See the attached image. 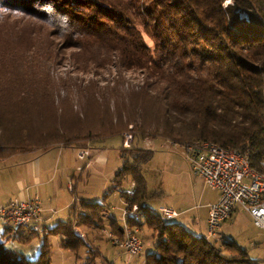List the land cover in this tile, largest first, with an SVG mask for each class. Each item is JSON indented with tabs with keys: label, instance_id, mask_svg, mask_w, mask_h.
Here are the masks:
<instances>
[{
	"label": "trees",
	"instance_id": "1",
	"mask_svg": "<svg viewBox=\"0 0 264 264\" xmlns=\"http://www.w3.org/2000/svg\"><path fill=\"white\" fill-rule=\"evenodd\" d=\"M63 64L89 79L54 76L51 67ZM45 119L53 126L36 134L34 122ZM126 132L133 144L213 142L263 171L264 0H0V159ZM151 157L124 148L106 193L134 183L121 196L138 207L139 219L125 223L138 227L142 247L155 239L144 264H260L231 238L207 239L149 211L143 170ZM105 209L74 202L48 234L76 251L75 226L104 229ZM108 226L123 238L124 225ZM49 251L43 243L32 260L0 243V264H50ZM90 253L87 264L100 255Z\"/></svg>",
	"mask_w": 264,
	"mask_h": 264
},
{
	"label": "rangeland",
	"instance_id": "2",
	"mask_svg": "<svg viewBox=\"0 0 264 264\" xmlns=\"http://www.w3.org/2000/svg\"><path fill=\"white\" fill-rule=\"evenodd\" d=\"M51 72L56 77L69 76L72 79H89V75L77 72L67 64L52 66ZM64 92L61 91V94L64 95ZM70 102L76 104L75 98H72ZM44 122L46 125L43 126L39 122H34L33 128L36 134L42 130V132H47L44 130L53 126V123L49 124L47 119ZM128 134L132 135V133L126 132L123 136L113 135L88 141L85 147L75 144L65 147L71 151H69L70 159L78 163L79 169L76 170L72 183L81 192V197L99 199V203H105L106 225L104 229H86L87 227L83 230L76 229L77 235L83 233V243H79L76 251H72L63 246L58 234H48L47 231V236H45L46 233L42 229L34 231L35 227H32V230H29L26 227H17L9 221L0 220V243L2 246L35 260L41 251L42 244L46 242L50 250V264H87L88 257L92 256L90 252L94 249H97L100 255H97L89 264H106L105 259L115 261V264H144V256L153 250L155 239L149 237L143 239L140 255L128 259L123 255L119 256L120 246L114 245L108 234L111 232L108 226L110 218H116L119 224L123 222L122 225L127 219L124 214L126 202L121 196V191L129 189L133 192L134 183L130 179H126L122 187L108 195L106 193L112 186L115 172L122 164L121 151L134 145L152 151V157L144 165L143 170L147 186L145 200L147 209L151 212H160L159 207L174 208L180 212V216L173 220L183 224L191 232L200 234L205 228V219L208 218L206 204L217 201L218 191L210 188L202 178L192 172L184 145L163 137L140 139L133 144L132 136V139L128 141L129 146H126L124 143ZM82 150H86L88 154L79 159L78 154ZM24 155L27 154H15L0 159V200L4 198L9 199L8 201L13 200L18 193L23 191V183L30 181L27 177L25 178V165L20 161ZM28 198H32V196ZM19 199L26 200L21 197ZM56 224L58 223L51 224V227ZM222 224L227 231L224 237L235 240L247 250L251 258L264 264V230L254 225L246 211L240 207L237 208L232 219L228 218ZM145 230L146 236H149L150 231ZM9 231L11 233H8ZM15 234L17 235L14 236ZM24 234L30 236L29 240L21 241L17 238ZM216 242L218 243L219 240Z\"/></svg>",
	"mask_w": 264,
	"mask_h": 264
},
{
	"label": "built area",
	"instance_id": "3",
	"mask_svg": "<svg viewBox=\"0 0 264 264\" xmlns=\"http://www.w3.org/2000/svg\"><path fill=\"white\" fill-rule=\"evenodd\" d=\"M131 139L132 135L128 134L124 144L129 146L128 141ZM185 147L192 172L219 193L218 200L208 206L206 236L210 239L216 238L221 224L231 217L237 206L250 215L256 227L264 230V177L254 176L237 154L218 152L210 146ZM87 154L86 150H82L78 158L82 159ZM69 189L72 190L71 187ZM126 193L132 195L133 192L127 189ZM135 213L139 212L133 209V205L124 210L126 217L127 214ZM41 214L42 206L37 196L26 200L14 198L6 206L0 207V220L9 221L17 227L35 224L34 227L37 229ZM160 214L166 219L178 215L169 207L161 208ZM123 229L122 239L108 232L110 239L124 249L126 258L131 259L140 255L142 242L138 227L130 226L126 222Z\"/></svg>",
	"mask_w": 264,
	"mask_h": 264
},
{
	"label": "crops",
	"instance_id": "4",
	"mask_svg": "<svg viewBox=\"0 0 264 264\" xmlns=\"http://www.w3.org/2000/svg\"><path fill=\"white\" fill-rule=\"evenodd\" d=\"M69 151L70 150L66 149L65 146L58 145L47 150L27 153V155H24V157L20 160L21 163H24L25 165L24 166V171L26 173L25 178L27 177L30 181L23 183L22 180V183L24 184V188L23 191L20 192V194L18 193L16 198L21 197L23 199L24 198L26 199L29 196L33 197L34 195H37L41 200L42 214L40 221L37 224L38 228L35 229L34 231H40L42 229L43 232L47 234V231H49L50 228H52L51 224H54L55 222L59 223L62 221H67L70 217V207L74 202L80 200L89 201V202H99V199L82 198L80 195L81 192L77 190L76 185H73L72 180H74L75 172L76 170L78 171L79 168H78V163L75 160L70 159ZM70 187L72 190L69 189ZM8 200L9 199H5V198L1 199L0 207L6 206L11 201ZM210 203L211 202H208L206 204L207 214H208V206ZM164 207L167 206L159 207V209ZM237 208L239 207H235V209L233 210L230 219H232L233 213ZM174 210L178 213V215L169 219H175L180 216V212H178L176 209ZM110 220H117V219L110 218ZM117 222L119 221L117 220ZM122 223L120 225H122ZM223 225L224 224L220 226L218 230L219 234L217 235L216 239H219L221 237H224V235H226L227 231L225 230V227H223ZM34 226L35 224H31L29 227H26V229L32 230L31 228ZM79 228L80 230H83L86 227L82 225L79 226L76 225L75 234H78V231H76V229ZM200 234L204 236L207 235V219H205V228L203 231H201ZM141 235L142 236L147 235L145 229H141ZM59 236L61 237V235ZM78 236L82 239L83 233H81ZM24 240L25 241L28 240L26 234H24ZM122 255L125 256L126 258V254L124 250L119 247V256L121 257ZM108 262L115 264V261H110L108 259H105V263L108 264Z\"/></svg>",
	"mask_w": 264,
	"mask_h": 264
},
{
	"label": "bare ground",
	"instance_id": "5",
	"mask_svg": "<svg viewBox=\"0 0 264 264\" xmlns=\"http://www.w3.org/2000/svg\"><path fill=\"white\" fill-rule=\"evenodd\" d=\"M186 146H210V147H213V148L217 149L218 152H223V153H226V154H237V155H239V158H240L241 162L244 164V166L246 168H248L249 170H251V172L253 173L254 176L264 177V170L263 171H258V170L253 169L250 166V164H249L248 157L246 155H244V154L239 153L237 150L228 149V148H225V147H223V146H221L219 144H216V143H213V142H209V141L196 142V143L189 144V145H186ZM261 166L264 169V162H261ZM133 209L138 211L137 205H133ZM139 217H140V213L127 214V218L129 220H138ZM206 238L210 239V238H208V236H206Z\"/></svg>",
	"mask_w": 264,
	"mask_h": 264
}]
</instances>
